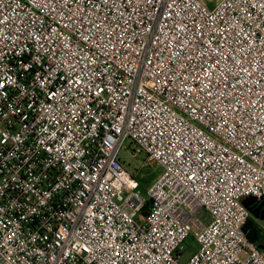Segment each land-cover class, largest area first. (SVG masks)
Masks as SVG:
<instances>
[{
	"label": "built area",
	"instance_id": "1",
	"mask_svg": "<svg viewBox=\"0 0 264 264\" xmlns=\"http://www.w3.org/2000/svg\"><path fill=\"white\" fill-rule=\"evenodd\" d=\"M245 198L264 0H0V264H264Z\"/></svg>",
	"mask_w": 264,
	"mask_h": 264
},
{
	"label": "rangeland",
	"instance_id": "2",
	"mask_svg": "<svg viewBox=\"0 0 264 264\" xmlns=\"http://www.w3.org/2000/svg\"><path fill=\"white\" fill-rule=\"evenodd\" d=\"M213 1L216 0H206V3L211 6L213 5ZM133 143H131L129 140L125 141L123 148L120 150V157L124 161V165L126 169L131 172L132 174H135V177L137 180L140 181L139 183V189L140 193L143 197H146L145 189L147 185L154 179L155 175L157 174V167L154 165L152 167H141L140 163L142 160V155H139L138 158H133L130 156V153L133 152ZM251 204L249 211V215H253V213H264V199L260 200L259 202L254 201V199H250ZM260 225V233L264 235V216L261 217L259 220ZM197 247V244L193 237L189 236L183 243L181 254L178 258L179 262L185 263L187 259L189 258L190 254L195 251Z\"/></svg>",
	"mask_w": 264,
	"mask_h": 264
},
{
	"label": "water",
	"instance_id": "3",
	"mask_svg": "<svg viewBox=\"0 0 264 264\" xmlns=\"http://www.w3.org/2000/svg\"><path fill=\"white\" fill-rule=\"evenodd\" d=\"M250 199H254V198H247V199H245L243 201V204H244V206H246L247 209H250V206H249L250 205L249 204L250 203ZM253 216H255V217L259 216V218L261 219V217L264 216V213L263 214L261 213L259 215V213L255 212V213H253ZM242 231L244 232V234H245V236H246V238L248 239L249 242L255 243L259 248L264 249V244H262L258 240L257 231H256L255 226L253 225L252 219L248 218L245 221V223H244V225L242 227Z\"/></svg>",
	"mask_w": 264,
	"mask_h": 264
},
{
	"label": "flooded vegetation",
	"instance_id": "4",
	"mask_svg": "<svg viewBox=\"0 0 264 264\" xmlns=\"http://www.w3.org/2000/svg\"><path fill=\"white\" fill-rule=\"evenodd\" d=\"M260 214H261V213H259V215H260ZM248 218L252 219V221H253V225L255 226L256 231H257L258 240H259V242H261L262 240H261V238H260V232H259V230H258V229H259L258 220H260L259 216H258V217H255V216H253V215H249Z\"/></svg>",
	"mask_w": 264,
	"mask_h": 264
},
{
	"label": "trees",
	"instance_id": "5",
	"mask_svg": "<svg viewBox=\"0 0 264 264\" xmlns=\"http://www.w3.org/2000/svg\"><path fill=\"white\" fill-rule=\"evenodd\" d=\"M139 183H140V181H139ZM148 204H149V201L146 200L143 208L141 209V214H145L147 212Z\"/></svg>",
	"mask_w": 264,
	"mask_h": 264
},
{
	"label": "crops",
	"instance_id": "6",
	"mask_svg": "<svg viewBox=\"0 0 264 264\" xmlns=\"http://www.w3.org/2000/svg\"><path fill=\"white\" fill-rule=\"evenodd\" d=\"M245 199H247V198H245ZM245 199H243V201H244ZM254 201L259 202L258 200H255V199H254ZM242 203H243V202H242ZM249 204H251V202H250ZM259 223H260V222H259V220H258V225H259ZM258 230L260 231V225H259V229H258ZM260 238H261V240H262L261 243L264 244V235L261 234V233H260Z\"/></svg>",
	"mask_w": 264,
	"mask_h": 264
}]
</instances>
